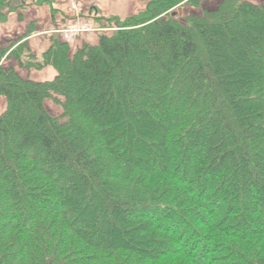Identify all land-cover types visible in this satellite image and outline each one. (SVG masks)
I'll list each match as a JSON object with an SVG mask.
<instances>
[{
  "label": "trees",
  "instance_id": "16d2710c",
  "mask_svg": "<svg viewBox=\"0 0 264 264\" xmlns=\"http://www.w3.org/2000/svg\"><path fill=\"white\" fill-rule=\"evenodd\" d=\"M204 5L0 45V264H264V3Z\"/></svg>",
  "mask_w": 264,
  "mask_h": 264
},
{
  "label": "crops",
  "instance_id": "0c3cea01",
  "mask_svg": "<svg viewBox=\"0 0 264 264\" xmlns=\"http://www.w3.org/2000/svg\"><path fill=\"white\" fill-rule=\"evenodd\" d=\"M126 0H60L40 2H22L15 4L17 8L12 11L5 9L3 18L0 17V45L8 46L13 41H26L33 54L41 57L52 45L55 39L62 40L58 30L67 27L75 20L101 21V18L129 17L124 11L117 12L114 5ZM135 14L145 11L150 0H131ZM115 3V4H114ZM19 6V7H18ZM138 11V12H137ZM31 31V32H30ZM99 34L89 33L69 43L73 55L84 44L96 45ZM20 43V42H19ZM22 43V42H21ZM6 64L16 66L14 60ZM20 75L34 82H50L58 76V71L53 66L38 69L17 68ZM6 99L0 96V101ZM6 103V102H5ZM4 108V107H3Z\"/></svg>",
  "mask_w": 264,
  "mask_h": 264
},
{
  "label": "rangeland",
  "instance_id": "374dc122",
  "mask_svg": "<svg viewBox=\"0 0 264 264\" xmlns=\"http://www.w3.org/2000/svg\"><path fill=\"white\" fill-rule=\"evenodd\" d=\"M40 1L41 0H39L37 2H40ZM151 1L152 0H150L149 2H151ZM245 1H249V2L254 3V4L264 3V0H245ZM203 2L205 4L204 5L205 8L216 9L218 7L219 3H220V0H203ZM12 5H14V4H12ZM132 5H133V2L131 0H126V1L120 2L119 4L114 5L115 6L114 9L117 12L124 11L127 16L129 15V17H127L125 19H120L118 17H112V16L109 17V18H104V16H103V18H101V21L103 20V22H97V21L95 22L94 21V24L98 25V27L103 28V31H101V32H93V33L99 34V35H101L103 33H109L110 34L111 32H113V30L117 29V27H118V25L116 24L117 21L116 20L113 21L112 19H118V20H121V21H125V20H127L129 18H132V17L136 16L137 14L134 15L135 14V11H134V8H132ZM174 12H175L174 13L175 15H173V16H176V14H177V16H179L178 18L181 19V18L186 17V16H188L190 14H194V13L199 14V13H201V9L195 8L194 6L187 4V5L181 6L179 9H176ZM72 42H74V41H72ZM17 46L18 45H16L15 48ZM5 102H6V100L4 102H1L0 101V114H2L5 111V109H6V103ZM46 105H47V107L49 108V110L54 115H59L61 113L60 108L57 107L54 104L53 101H47Z\"/></svg>",
  "mask_w": 264,
  "mask_h": 264
},
{
  "label": "built area",
  "instance_id": "2783aa9c",
  "mask_svg": "<svg viewBox=\"0 0 264 264\" xmlns=\"http://www.w3.org/2000/svg\"><path fill=\"white\" fill-rule=\"evenodd\" d=\"M21 1L37 2L39 0H21ZM45 1H60V0H45ZM88 1H95V0H88ZM101 31H103V28L98 27V25L94 24L93 20L78 19L70 23L67 27L58 30L57 32L65 42L69 43L74 40H77L79 37L85 34H89L93 32H101Z\"/></svg>",
  "mask_w": 264,
  "mask_h": 264
},
{
  "label": "water",
  "instance_id": "95a60500",
  "mask_svg": "<svg viewBox=\"0 0 264 264\" xmlns=\"http://www.w3.org/2000/svg\"><path fill=\"white\" fill-rule=\"evenodd\" d=\"M21 3V1L20 0H16V1H14V2H12V3H9V5H11V4H20ZM173 15H175V14H173Z\"/></svg>",
  "mask_w": 264,
  "mask_h": 264
}]
</instances>
